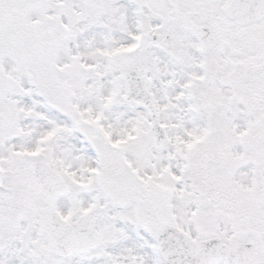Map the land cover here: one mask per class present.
Returning a JSON list of instances; mask_svg holds the SVG:
<instances>
[{"label": "snow or ice", "instance_id": "snow-or-ice-1", "mask_svg": "<svg viewBox=\"0 0 264 264\" xmlns=\"http://www.w3.org/2000/svg\"><path fill=\"white\" fill-rule=\"evenodd\" d=\"M0 264H264V0H0Z\"/></svg>", "mask_w": 264, "mask_h": 264}]
</instances>
